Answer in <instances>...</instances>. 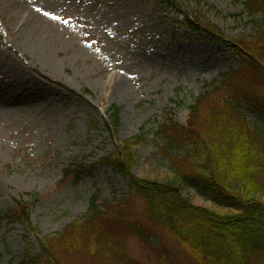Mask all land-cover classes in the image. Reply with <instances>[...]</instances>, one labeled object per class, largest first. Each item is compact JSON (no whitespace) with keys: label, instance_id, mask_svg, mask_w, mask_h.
Returning <instances> with one entry per match:
<instances>
[{"label":"rangeland","instance_id":"1","mask_svg":"<svg viewBox=\"0 0 264 264\" xmlns=\"http://www.w3.org/2000/svg\"><path fill=\"white\" fill-rule=\"evenodd\" d=\"M17 2L22 8L12 9ZM174 2L176 7L165 0H15L11 6V0H0V93L17 82L37 98L9 106L0 102V264H46L40 240L56 238L71 223L82 224L94 197L115 217L116 204L126 202L121 219L113 221L116 234L108 235L120 244L122 256L83 247L99 225L85 221L71 234L69 250L53 249L58 264H162L158 251L167 254L169 264H197L152 224L146 201L130 192L126 179L104 164L105 157L128 143L136 178L172 179L186 156L181 149L175 150L180 159L163 153L158 127L166 118L187 124L188 106L211 89L207 84H218L240 66L235 42L256 38L264 14L251 17L244 0ZM29 12L36 24L49 23L40 24L43 34L39 31L33 42L16 31ZM190 18L220 34L190 28ZM235 89L227 85L215 95L223 99ZM251 89L264 97L263 85ZM111 108L118 114L116 125L108 124ZM248 117L264 123V114ZM258 179L264 184V172ZM183 180L181 193L194 205L239 212L219 205L213 191L202 193ZM16 201L28 205L26 228L7 216ZM134 223L159 245L132 233Z\"/></svg>","mask_w":264,"mask_h":264},{"label":"trees","instance_id":"2","mask_svg":"<svg viewBox=\"0 0 264 264\" xmlns=\"http://www.w3.org/2000/svg\"><path fill=\"white\" fill-rule=\"evenodd\" d=\"M165 1L177 6L174 0ZM243 4L251 17L264 14V0H244ZM186 23L192 29L204 27L212 34H220L213 25L198 19L190 18ZM257 29L256 38L235 42L240 66L226 73L218 84H207L211 89L199 94L188 106L184 127L168 118L158 127L157 134L165 146L163 153L175 158V150L181 149L188 169H182L185 165L174 168L173 178L165 181L142 180L131 173L135 158L130 144L123 143L116 153L105 157L104 164L126 179L130 192L146 201L144 210L152 224L179 242L197 264H264V202L260 200L264 184L258 179L264 172V123L248 117L251 113L264 114V97L251 89L253 85L264 86V25ZM227 85L236 89L219 99L215 93ZM109 114L112 117L108 124L116 125V109L111 108ZM77 167L72 168L76 174ZM181 179L197 186L202 193L213 191L219 205L237 207L239 212L220 213L211 207L194 205L188 195L181 193ZM96 200L91 199L90 216L82 224L71 223L56 238L40 240L46 264H58L53 249L69 250L71 234L82 228L85 221L99 225L94 226L89 241L82 242L83 247L90 253L100 247L107 255L122 256L120 244L108 235L116 234L112 231L116 229L113 221L121 219L126 202L122 199L116 204L115 211L112 210L115 217L107 212L109 206L102 210ZM15 205L7 216L28 227V205L21 201ZM137 226L134 223L132 233L154 247L159 245L157 238L152 240L143 227ZM158 253L162 264H169L167 254Z\"/></svg>","mask_w":264,"mask_h":264},{"label":"bare ground","instance_id":"3","mask_svg":"<svg viewBox=\"0 0 264 264\" xmlns=\"http://www.w3.org/2000/svg\"><path fill=\"white\" fill-rule=\"evenodd\" d=\"M15 0H11V6H13ZM12 9L16 8H22V4H19L17 2L16 7H11ZM28 17V16H27ZM38 22V19L35 18V13L29 12V17L25 19V22L23 23L24 27L17 28V35L19 37H27V39H30L32 42L36 36L41 35L39 31L43 34V30H41L40 24L42 26H47L49 23H47L44 19L39 21L38 24L35 23ZM30 25V26H29ZM38 29V30H37ZM43 52L47 54V60L48 58V52L42 47ZM40 51V49H39ZM36 94V92H35ZM33 93V90L30 88L22 87V85H18L17 82L15 84L10 85L9 91L0 93V102L3 106H9V105H16L20 104L21 102H31L32 100H36V95Z\"/></svg>","mask_w":264,"mask_h":264},{"label":"snow or ice","instance_id":"4","mask_svg":"<svg viewBox=\"0 0 264 264\" xmlns=\"http://www.w3.org/2000/svg\"><path fill=\"white\" fill-rule=\"evenodd\" d=\"M37 11H39V9H37ZM45 15H48V13H45Z\"/></svg>","mask_w":264,"mask_h":264}]
</instances>
